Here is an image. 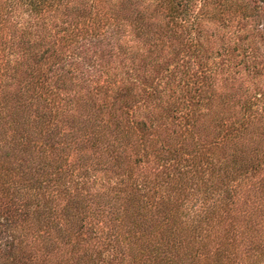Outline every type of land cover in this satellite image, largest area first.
Listing matches in <instances>:
<instances>
[{
  "label": "trees",
  "instance_id": "16d2710c",
  "mask_svg": "<svg viewBox=\"0 0 264 264\" xmlns=\"http://www.w3.org/2000/svg\"><path fill=\"white\" fill-rule=\"evenodd\" d=\"M211 4L0 0V264H264V128L184 69Z\"/></svg>",
  "mask_w": 264,
  "mask_h": 264
},
{
  "label": "rangeland",
  "instance_id": "374dc122",
  "mask_svg": "<svg viewBox=\"0 0 264 264\" xmlns=\"http://www.w3.org/2000/svg\"><path fill=\"white\" fill-rule=\"evenodd\" d=\"M208 1L212 3L211 8L209 14L204 16L209 19L205 25L209 23L210 30L204 33L202 39L207 45L205 40L209 38L211 49L204 54L202 60L189 56L184 63V69L196 82V89L200 90L199 92L204 90V80L206 81L207 78L217 80L218 91L222 88L226 92H235L241 86V101L235 104L231 102L232 107L239 112L244 101L251 99L253 112L248 113L249 118L244 117L245 122L258 126L262 131L264 128V0ZM225 134L226 131L223 130L219 142L226 137ZM260 137H264V134ZM219 147L215 143L202 149L206 162L212 160L215 153L220 151ZM182 167L184 170H194L191 163L183 162ZM140 169L145 170V167L140 166ZM262 176H264V164L248 175L250 178L258 179ZM252 181L246 180L245 183L249 184Z\"/></svg>",
  "mask_w": 264,
  "mask_h": 264
}]
</instances>
